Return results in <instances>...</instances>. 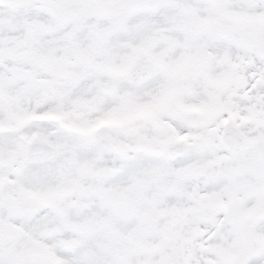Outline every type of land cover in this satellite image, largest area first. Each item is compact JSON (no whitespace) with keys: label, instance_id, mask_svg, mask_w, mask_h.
<instances>
[{"label":"snow or ice","instance_id":"snow-or-ice-1","mask_svg":"<svg viewBox=\"0 0 264 264\" xmlns=\"http://www.w3.org/2000/svg\"><path fill=\"white\" fill-rule=\"evenodd\" d=\"M0 264H264V0H0Z\"/></svg>","mask_w":264,"mask_h":264}]
</instances>
